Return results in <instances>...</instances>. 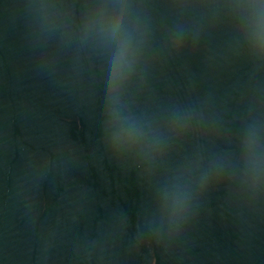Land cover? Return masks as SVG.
<instances>
[{
  "label": "water",
  "instance_id": "water-1",
  "mask_svg": "<svg viewBox=\"0 0 264 264\" xmlns=\"http://www.w3.org/2000/svg\"><path fill=\"white\" fill-rule=\"evenodd\" d=\"M252 0H0V264H264Z\"/></svg>",
  "mask_w": 264,
  "mask_h": 264
},
{
  "label": "clouds",
  "instance_id": "clouds-1",
  "mask_svg": "<svg viewBox=\"0 0 264 264\" xmlns=\"http://www.w3.org/2000/svg\"><path fill=\"white\" fill-rule=\"evenodd\" d=\"M250 12V32L254 48L264 53V0H252L244 5Z\"/></svg>",
  "mask_w": 264,
  "mask_h": 264
}]
</instances>
